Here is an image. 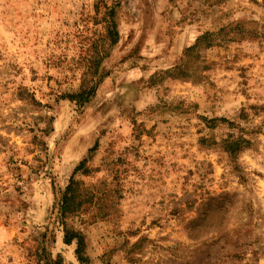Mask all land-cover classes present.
<instances>
[{
  "label": "rangeland",
  "instance_id": "1",
  "mask_svg": "<svg viewBox=\"0 0 264 264\" xmlns=\"http://www.w3.org/2000/svg\"><path fill=\"white\" fill-rule=\"evenodd\" d=\"M263 53L264 0H0V264H264Z\"/></svg>",
  "mask_w": 264,
  "mask_h": 264
},
{
  "label": "trees",
  "instance_id": "2",
  "mask_svg": "<svg viewBox=\"0 0 264 264\" xmlns=\"http://www.w3.org/2000/svg\"><path fill=\"white\" fill-rule=\"evenodd\" d=\"M230 28V27H229ZM237 30L239 31V29L237 28ZM227 31V28H224L222 29L218 34H213V33H205L203 35H201L198 40L196 41V43L189 49H187V53L189 52H195V51H200V53H202V51H205V50H209V49H212V48H215V47H219L220 45H222L223 43H229V42H237L238 40H244V39H247V38H252V36L247 33L245 30H242L240 33L237 34V36H232L230 39H225L223 42L221 41L220 43H217L218 41L216 40H213L217 37V40H220V37L222 36V34ZM232 35V34H230ZM230 35H227V36H230ZM255 38V37H253ZM257 39V38H256ZM119 43V35L118 33H116L114 35V41H112V47L117 45ZM195 50V51H194ZM199 53V54H200ZM107 56H104L103 57H97L95 59V69H96V75L98 74V70L101 66V63L102 61L106 58ZM190 57V54L189 55H186L185 56V59L189 58ZM181 69L182 68H177L176 70H179L181 72ZM175 70V71H176ZM171 73H174L176 74V72H171ZM187 75L186 74H183V78H186ZM174 79H178V77L176 76H173ZM98 86L99 85H93L90 89L88 90H81L78 94L76 95H71L68 97V99L70 101H73V102H77L78 104H81L82 106L85 104V103H89L91 101V98H93L96 94V91L98 89ZM215 120H211L209 121L210 123L211 122H214ZM242 142L243 141H233V140H225L223 142V146L225 147V149L231 154V155H235L236 153H239L240 150H241V146H242ZM95 149H92L90 150V153L92 154L94 152ZM88 163V159L83 161L80 166L76 169L75 171V175L78 174L80 171H82L83 169H86V165ZM88 172V171H87ZM79 184L74 180L72 179L71 180V183L70 185L68 186V188L66 189L64 195H63V198H62V202H61V210H60V214H61V217L64 219L66 218V216L68 214H72V213H75L79 207L84 204V203H88V202H91L93 199L90 198L88 196L87 199L85 200H81L79 201V196L76 194V189ZM88 191H86L87 193ZM90 194V193H89ZM74 242H77V246H78V249H77V255L79 257V260H83L84 259L81 257L82 256V253L85 249V238L84 236L80 235V234H77V233H69L67 232L66 233V236H65V244L66 245H72Z\"/></svg>",
  "mask_w": 264,
  "mask_h": 264
},
{
  "label": "crops",
  "instance_id": "3",
  "mask_svg": "<svg viewBox=\"0 0 264 264\" xmlns=\"http://www.w3.org/2000/svg\"><path fill=\"white\" fill-rule=\"evenodd\" d=\"M194 31H195V37L192 39L193 40V43H196V41L198 40V38L201 36V33L199 32V30L195 27V29H194ZM187 37V35L186 36H184L182 33H181V36H180V38L179 39H181V40H183V39H185ZM251 41H253V40H246V41H243L242 43H244V44H249ZM255 41H257V40H255ZM228 43V42H227ZM228 44H240L238 41L237 42H229ZM262 57H264V53H263V55H262Z\"/></svg>",
  "mask_w": 264,
  "mask_h": 264
}]
</instances>
